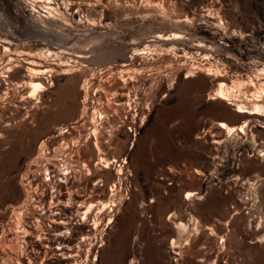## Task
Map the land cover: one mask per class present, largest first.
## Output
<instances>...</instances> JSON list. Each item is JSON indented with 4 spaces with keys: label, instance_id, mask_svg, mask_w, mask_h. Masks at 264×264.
<instances>
[{
    "label": "rangeland",
    "instance_id": "obj_1",
    "mask_svg": "<svg viewBox=\"0 0 264 264\" xmlns=\"http://www.w3.org/2000/svg\"><path fill=\"white\" fill-rule=\"evenodd\" d=\"M237 104L264 113V0H0V264H264V118Z\"/></svg>",
    "mask_w": 264,
    "mask_h": 264
},
{
    "label": "built area",
    "instance_id": "obj_2",
    "mask_svg": "<svg viewBox=\"0 0 264 264\" xmlns=\"http://www.w3.org/2000/svg\"><path fill=\"white\" fill-rule=\"evenodd\" d=\"M114 162L116 164V171L117 170L120 171L122 169L123 164H124L125 161H124V158H122V159L119 158L117 160L112 159L110 162H107V164L108 163L109 164L110 163L113 164ZM50 167H51L50 170H49L50 173H51L50 176H48V170H46L47 173H45V172L43 173V174H45L44 178L40 179V181H41L40 185L41 184L42 185L46 184V182H48V180H50L51 178L53 179L54 176H56L58 182H63L61 179L70 180V181H72L74 179L73 172L70 169H68V168L67 169L66 168L58 169L57 167H54V165H51ZM92 185H94V186L96 185L93 188L94 192H95V191H98L100 189V187L102 185V182L99 179H96L92 183ZM88 193L90 194V191ZM44 195H46L49 199L50 198H55V194H52L50 191L48 192L47 190L44 191ZM38 198H41V197H38ZM42 199H44L43 196H42ZM106 209H107V211H110L109 207H107ZM84 215H85L84 210H81V213H80V216H79V217H81L80 219H84ZM108 222H109L108 218L105 219V222L102 223L103 226H105ZM78 224L79 223H71V224H69V226H65L66 224L64 223V221L62 219H59L57 216L51 218V228H52L51 229L52 230L51 237H52V239L56 240V243H57V246L54 248L56 250V255L57 256L62 258L64 256V254H65L64 253V241H65V239L67 237V234H66V232L64 230H66L68 228L69 229H72V228L75 229L76 225H78ZM86 227L88 228L87 225H86ZM91 230H92V232H94V230H96V228L92 226ZM86 231H87V229H86ZM84 237H87V234L81 235L80 239H83ZM102 244H103V235L102 234H98L97 236H94L91 241L88 242L87 246L89 247V249L92 252L96 253L97 249ZM94 253H93L92 258L95 255ZM61 254H62V256H61Z\"/></svg>",
    "mask_w": 264,
    "mask_h": 264
},
{
    "label": "bare ground",
    "instance_id": "obj_3",
    "mask_svg": "<svg viewBox=\"0 0 264 264\" xmlns=\"http://www.w3.org/2000/svg\"><path fill=\"white\" fill-rule=\"evenodd\" d=\"M160 37V36H159ZM178 37V35L177 34H173V38H177ZM171 39V38H170ZM38 72H39V70H38ZM192 72V71H191ZM189 73V72H188ZM205 74L206 75H212V73H210V72H205ZM190 75H191V73H190ZM7 76V75H6ZM192 76H193V74H192ZM213 76H214V74H213ZM218 76H215V78H217ZM3 78V77H2ZM23 81H24V83H26L27 84V87H31V89H32V92L34 91V89L37 87H43V84H42V82H41V80H42V77L38 74V73H32L31 72V74H28V75H26V76H23V79H22ZM14 83V82H13ZM218 86H217V89L213 92V97H212V99L213 98H215V99H220V100H224L227 104H231V102H229V101H227V99L229 98V95H228V98H227V96H226V94H225V92H223V85L225 86V84H223V81H219L218 83ZM45 87V86H44ZM43 87V88H44ZM225 88V87H224ZM231 88V87H230ZM14 89V88H13ZM39 89H42V88H39ZM22 90V89H21ZM36 90V89H35ZM226 90V89H225ZM231 90V89H230ZM229 91V90H228ZM31 92V93H32ZM35 92V91H34ZM34 92H33V94H34ZM3 93H4V91H3ZM29 93V92H28ZM36 93V92H35ZM227 93V92H226ZM229 93V92H228ZM33 94H30V95H33ZM29 95V96H30ZM22 98V97H21ZM30 98H31V96H30ZM3 99V98H2ZM20 100V99H19ZM23 100V99H22ZM263 106V105H262ZM234 107V111L238 114V113H240V114H246V115H255V117L256 116H259V117H261V118H264V113H260L259 111L261 110V105H253L252 106V108H250V109H245V107L244 106H242V105H236V106H233ZM264 107V106H263ZM262 107V109H264ZM264 111V110H263ZM246 120L245 121H243V123L241 124V125H239V126H229L228 124H226V123H224V122H218L217 123V125H218V127L219 128H221V129H223V130H225L226 132H228V133H230V132H233V130H237V131H239V132H243V128H244V126L246 125ZM96 127H94V129H95ZM95 130H97V129H95ZM94 132V134H95V131H93ZM236 132V131H235ZM97 133V132H96ZM96 139V138H95ZM97 146V145H96ZM99 148V147H98ZM101 158V157H100ZM103 162V161H102ZM107 162V161H106ZM106 162H103L104 163V167H106ZM83 169V168H82ZM85 170V169H84ZM76 172V171H75ZM84 173V172H83ZM84 174H87V173H84ZM66 192V191H65ZM188 195H191V193H188ZM79 196V195H78ZM87 196V195H86ZM88 196H91L90 194L88 195ZM79 197H81V196H79ZM85 197V196H84ZM83 197V198H84ZM87 198V197H86ZM85 198V199H86ZM76 199H77V197H76ZM82 199V198H81ZM80 199V200H81ZM90 199V198H89ZM83 200V199H82ZM88 200V199H87ZM86 200V201H87ZM84 201V200H83ZM78 202V201H77ZM79 203H81V201L79 202ZM85 203V202H84ZM83 203V204H84ZM87 203H88V206H87V208L88 207H90L91 206V203H89L88 201H87ZM78 205V204H77ZM27 207V206H26ZM34 207V206H33ZM79 207H81V206H78L77 208H79ZM33 209V208H32ZM35 210V209H34ZM21 211V210H20ZM85 212H86V210H85ZM48 216V215H47ZM39 217V216H38ZM48 217H50V216H48ZM35 222H37V221H35ZM260 223V222H259ZM17 230V229H16ZM24 230V229H23ZM22 230V231H23ZM26 231V230H25ZM24 232V231H23ZM21 234V233H20ZM23 235V234H22ZM25 235V234H24ZM210 236L211 235H215V232H212V233H210L209 234ZM216 236V235H215ZM214 236V237H215ZM220 236V244L222 245V249H223V244H222V241H223V236L224 235H219ZM27 237V236H26ZM68 237V236H67ZM50 239H51V237H50ZM34 240V239H33ZM69 240H70V238H69ZM69 240H67V241H69ZM37 241V240H36ZM55 241V240H54ZM65 242V241H64ZM67 243V242H66ZM40 244V243H39ZM68 245V244H67ZM70 246V245H69ZM49 247V246H48ZM56 252V251H55ZM65 255V254H64ZM67 255V254H66ZM65 255V256H66ZM61 256H62V254H61ZM69 255H67L66 257H68ZM65 257V259L67 260L68 258H66ZM57 259H59V261L61 260L60 258H57ZM64 259V260H65ZM69 260V259H68ZM32 261V260H31ZM58 261V260H57ZM28 263V262H27Z\"/></svg>",
    "mask_w": 264,
    "mask_h": 264
}]
</instances>
